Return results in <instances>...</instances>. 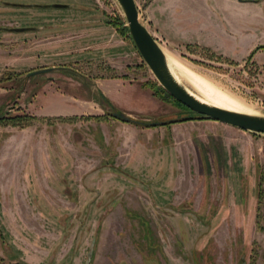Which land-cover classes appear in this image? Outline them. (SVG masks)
I'll list each match as a JSON object with an SVG mask.
<instances>
[{"label": "rangeland", "instance_id": "1", "mask_svg": "<svg viewBox=\"0 0 264 264\" xmlns=\"http://www.w3.org/2000/svg\"><path fill=\"white\" fill-rule=\"evenodd\" d=\"M152 1L135 0L139 18L181 84L264 116L251 53L163 38ZM122 21L117 0H0V117L33 118L0 122V246L14 240L39 264H264V133L208 118L148 125L190 110L158 93Z\"/></svg>", "mask_w": 264, "mask_h": 264}, {"label": "crops", "instance_id": "2", "mask_svg": "<svg viewBox=\"0 0 264 264\" xmlns=\"http://www.w3.org/2000/svg\"><path fill=\"white\" fill-rule=\"evenodd\" d=\"M148 8V20L163 38L182 37L232 61H244L254 51L252 60L264 72V37L256 32L264 28V0H154ZM1 245L4 262L39 264L37 253L16 241Z\"/></svg>", "mask_w": 264, "mask_h": 264}, {"label": "water", "instance_id": "3", "mask_svg": "<svg viewBox=\"0 0 264 264\" xmlns=\"http://www.w3.org/2000/svg\"><path fill=\"white\" fill-rule=\"evenodd\" d=\"M117 1L120 4L124 14L125 25L128 29V35L130 36L143 61L149 67L160 86L174 99L185 105L190 110V113L180 115V117H175L167 120H156L149 123L146 122L148 125H163L181 119L203 117L217 120L243 130H248L255 133H264L263 115L238 112L235 110H229L209 104L198 99L184 85L178 82L169 69L166 54L164 53L160 44L154 38L148 28L141 22L135 0ZM49 6L63 8L66 7L67 4L54 3L50 4ZM18 29L21 28H13V30ZM45 70L47 69L35 70L30 72L29 74H35L39 71ZM111 116L125 122L138 124L142 123L118 110L111 112Z\"/></svg>", "mask_w": 264, "mask_h": 264}, {"label": "bare ground", "instance_id": "4", "mask_svg": "<svg viewBox=\"0 0 264 264\" xmlns=\"http://www.w3.org/2000/svg\"><path fill=\"white\" fill-rule=\"evenodd\" d=\"M166 59H167V63H168L170 71L172 72V74L174 75L176 80L181 83L180 79L177 77V75L175 74L174 69H173L174 64H175L174 60L170 59V57H168L167 55H166ZM203 87L200 88V91L206 93L208 96L211 97V99L206 100V99H203L200 96L196 95L195 93H193L191 91L190 92L193 93L198 99L205 101L209 104L219 106L222 108H226L229 110H235L238 112L250 113L248 110L249 108H247L246 105L241 100H239V99H237V98H235V97H233L227 93L217 91V89L216 90L215 89H207L206 87H204L205 88L204 89Z\"/></svg>", "mask_w": 264, "mask_h": 264}, {"label": "trees", "instance_id": "5", "mask_svg": "<svg viewBox=\"0 0 264 264\" xmlns=\"http://www.w3.org/2000/svg\"><path fill=\"white\" fill-rule=\"evenodd\" d=\"M115 24L116 25L119 24L120 25V28L122 29V31L128 33V29H127V26L125 25V21H122V22H119V23L118 22H115ZM260 47L261 46H257L255 49H258ZM253 52L254 51H252L251 54L248 56L249 58L252 57ZM157 87H158V89H157L158 90V93L160 95H162L164 97L166 96V97L172 98L174 101L180 103L179 101H177L176 99H174L169 93H167L161 86H157ZM184 107L187 108L186 106H184ZM201 118H203V117L187 118V119H181V120H177V121H173V122L190 120V119H201ZM31 119H33V118H28V116H13V117L1 116L0 117V122H2L3 124L9 123L11 125H21V124H24V123H28ZM260 187H261V182L259 181L258 188H260ZM260 193L261 192H259L258 195H260ZM0 264H3V263L0 262ZM11 264H26V263L25 262H22V261H19V262L11 263Z\"/></svg>", "mask_w": 264, "mask_h": 264}, {"label": "flooded vegetation", "instance_id": "6", "mask_svg": "<svg viewBox=\"0 0 264 264\" xmlns=\"http://www.w3.org/2000/svg\"><path fill=\"white\" fill-rule=\"evenodd\" d=\"M0 262L1 263H3V264H11V263H16V262H19V261H15V262H8V263H6V262H4L2 259H0ZM26 263V262H25ZM27 264V263H26Z\"/></svg>", "mask_w": 264, "mask_h": 264}]
</instances>
